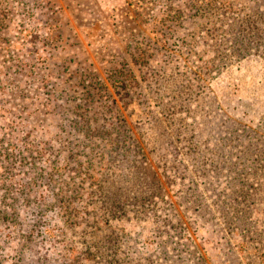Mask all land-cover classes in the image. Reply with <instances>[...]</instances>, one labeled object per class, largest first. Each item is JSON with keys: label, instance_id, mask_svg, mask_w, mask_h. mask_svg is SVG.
<instances>
[{"label": "rangeland", "instance_id": "1", "mask_svg": "<svg viewBox=\"0 0 264 264\" xmlns=\"http://www.w3.org/2000/svg\"><path fill=\"white\" fill-rule=\"evenodd\" d=\"M205 2L0 0V264H264V0Z\"/></svg>", "mask_w": 264, "mask_h": 264}, {"label": "trees", "instance_id": "2", "mask_svg": "<svg viewBox=\"0 0 264 264\" xmlns=\"http://www.w3.org/2000/svg\"><path fill=\"white\" fill-rule=\"evenodd\" d=\"M207 7L209 8L208 11H211L213 15H215L216 10H217L216 14L218 12H220V11L227 12V11H225L226 6H224L222 4L218 5L217 4V0H206V2H205V8L208 9ZM241 10H243V9H241ZM237 13H238V11H237ZM257 21L258 20L256 19V22H255V25H254V28L256 30L260 29V27L257 24ZM260 33H261V31H255L254 35L255 36H259ZM232 132H233V135L236 136L237 129L235 128ZM244 132H248V130H245ZM241 134H243V132ZM229 137H231V135H229ZM241 137L246 138L247 136L244 135V136H241ZM256 137L261 138V136H256ZM243 149H244V152L246 153V156L245 157H247V156H249V155H251L253 153V151L251 150V143L249 144V146L244 147ZM256 160L258 161V158ZM245 164H247V163H245Z\"/></svg>", "mask_w": 264, "mask_h": 264}]
</instances>
